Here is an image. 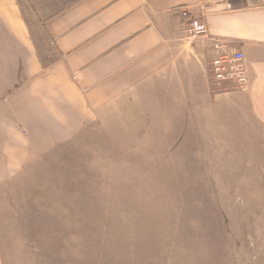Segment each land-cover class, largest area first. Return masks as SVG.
Masks as SVG:
<instances>
[{
	"label": "rangeland",
	"instance_id": "rangeland-1",
	"mask_svg": "<svg viewBox=\"0 0 264 264\" xmlns=\"http://www.w3.org/2000/svg\"><path fill=\"white\" fill-rule=\"evenodd\" d=\"M81 1L18 0L33 29ZM174 128L86 133L23 173L4 263L264 264V127L222 112Z\"/></svg>",
	"mask_w": 264,
	"mask_h": 264
},
{
	"label": "crops",
	"instance_id": "crops-1",
	"mask_svg": "<svg viewBox=\"0 0 264 264\" xmlns=\"http://www.w3.org/2000/svg\"><path fill=\"white\" fill-rule=\"evenodd\" d=\"M194 20L207 25L195 44ZM223 52L244 55L246 90L213 85ZM222 112L264 127V0H82L39 29L0 0V209L23 173L86 133L157 139Z\"/></svg>",
	"mask_w": 264,
	"mask_h": 264
},
{
	"label": "built area",
	"instance_id": "built-area-1",
	"mask_svg": "<svg viewBox=\"0 0 264 264\" xmlns=\"http://www.w3.org/2000/svg\"><path fill=\"white\" fill-rule=\"evenodd\" d=\"M188 33L190 38L200 41L207 37V25L201 20L191 22ZM215 50L226 51L227 45L214 39ZM245 58L240 52H223L211 62V79L215 87L225 83H233L239 88L247 89V72L244 66Z\"/></svg>",
	"mask_w": 264,
	"mask_h": 264
}]
</instances>
